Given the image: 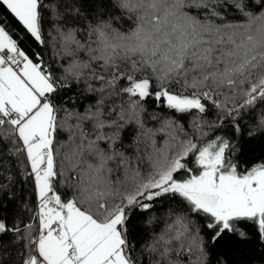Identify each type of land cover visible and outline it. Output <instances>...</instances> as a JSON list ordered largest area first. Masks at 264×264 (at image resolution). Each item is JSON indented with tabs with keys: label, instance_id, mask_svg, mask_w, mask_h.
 <instances>
[{
	"label": "snow or ice",
	"instance_id": "snow-or-ice-1",
	"mask_svg": "<svg viewBox=\"0 0 264 264\" xmlns=\"http://www.w3.org/2000/svg\"><path fill=\"white\" fill-rule=\"evenodd\" d=\"M253 245L264 264V0H0V264Z\"/></svg>",
	"mask_w": 264,
	"mask_h": 264
},
{
	"label": "trees",
	"instance_id": "trees-1",
	"mask_svg": "<svg viewBox=\"0 0 264 264\" xmlns=\"http://www.w3.org/2000/svg\"><path fill=\"white\" fill-rule=\"evenodd\" d=\"M13 24H15L14 21H12ZM27 44V47L32 49L33 51H40L41 54L43 55V59L45 62H49V54H48V50L47 49H37L33 44L25 42ZM84 103H87V101H83ZM255 155H259V150H257V152L255 153ZM18 193L23 195V196H30L31 190L30 187L26 184H22L20 186H18ZM7 203V201H6ZM13 207L14 205L9 204L7 211L9 212V214L12 213L13 211ZM24 213H21V218H24ZM229 247L233 249V251L230 253V258L231 259H238L239 258V253H240V248L238 246L229 244ZM247 258L248 259H257V264H261V262L259 261V259L257 258V252H256V248L255 245L251 246L250 251L247 253Z\"/></svg>",
	"mask_w": 264,
	"mask_h": 264
}]
</instances>
